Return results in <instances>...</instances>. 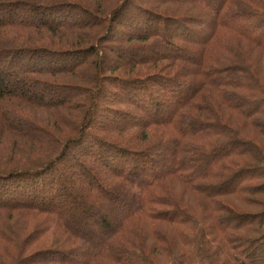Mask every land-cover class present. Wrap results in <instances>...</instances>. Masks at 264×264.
I'll return each instance as SVG.
<instances>
[{
    "label": "trees",
    "instance_id": "1",
    "mask_svg": "<svg viewBox=\"0 0 264 264\" xmlns=\"http://www.w3.org/2000/svg\"><path fill=\"white\" fill-rule=\"evenodd\" d=\"M0 69V264H264V0H0Z\"/></svg>",
    "mask_w": 264,
    "mask_h": 264
},
{
    "label": "rangeland",
    "instance_id": "2",
    "mask_svg": "<svg viewBox=\"0 0 264 264\" xmlns=\"http://www.w3.org/2000/svg\"><path fill=\"white\" fill-rule=\"evenodd\" d=\"M125 32H126L125 29H120L118 26H115V29L113 31V33H115L117 37L123 36L125 34ZM148 53H150V51H147L146 52V54H148ZM125 58H127V56ZM165 163L167 165L170 164V162H169V156L165 157ZM92 171H94V170L92 169ZM37 248H40V247H35L34 249H37Z\"/></svg>",
    "mask_w": 264,
    "mask_h": 264
}]
</instances>
